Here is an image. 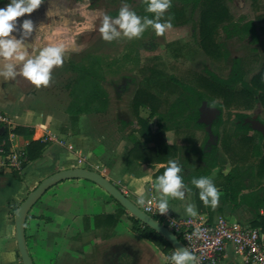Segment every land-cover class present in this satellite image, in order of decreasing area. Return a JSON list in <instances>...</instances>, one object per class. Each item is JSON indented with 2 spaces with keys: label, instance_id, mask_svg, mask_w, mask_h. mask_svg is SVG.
Segmentation results:
<instances>
[{
  "label": "crops",
  "instance_id": "crops-1",
  "mask_svg": "<svg viewBox=\"0 0 264 264\" xmlns=\"http://www.w3.org/2000/svg\"><path fill=\"white\" fill-rule=\"evenodd\" d=\"M4 6L6 5L0 1V7ZM61 9L59 1L47 0L31 14L17 18L15 35L22 40L23 50L28 53L26 59L36 58L44 47L61 40L67 45L63 54L77 50L76 32L64 28L60 23L61 18H55ZM24 19H31L34 24L33 31L27 35H24L19 24ZM23 64L24 61L0 57V111L10 116L14 128L29 129L27 133L16 134L15 144L26 150L32 141L49 140L50 144L42 158L28 161L21 171H14L0 163V264H22L15 239L16 210L30 192L52 174L72 168L99 172L142 208L149 199L156 198L159 202L160 195L154 185L156 178L168 167V160L163 161L164 163H146L130 157L128 152L133 147L130 134L134 127L121 129L119 139L111 142L104 134L95 135L86 123L84 129V120L80 117L89 116L88 113L80 115L79 122L71 120L69 126H52L51 117L46 118L37 95H33V83L22 75ZM8 65L12 66L16 75L2 74ZM155 119L157 116L150 120L153 133L162 127L158 123L154 128ZM205 127L209 136L207 126ZM173 132L175 130L170 129L165 134L169 146L175 144ZM133 136L139 139L143 148L154 146L153 143L145 142L139 133H134ZM212 142L209 136L208 144L213 145ZM187 147H178L173 159L182 169L180 175L185 185L182 189L184 197L168 196V210L180 218L200 216L209 223L225 219L241 226L255 227V209L248 203L240 205L230 202L221 189L224 177L230 171L222 169V173H219L220 167H217L218 171L215 169L210 174L208 178L217 186L220 198L215 208L204 204L199 197L200 190L192 184L196 177L191 175L205 164L197 150H194L196 153L193 154L198 155V163L194 168L189 166L185 152L190 148ZM154 158L152 155V159ZM245 193L248 194V191ZM141 197L144 198V203H140ZM189 204L194 206L197 213L195 216L187 212ZM259 213L264 217V207L259 209ZM112 215L117 217L115 222L108 217ZM257 228L262 230L261 227ZM26 236L33 260L30 241L34 237L44 252H52L54 261L60 264H156V254L150 248L152 244L157 245L135 233L129 214L122 211L105 190L88 180H65L51 188L30 211ZM65 253H69L68 258ZM165 259L166 264H170L166 254ZM221 264H245V260L235 255L230 248Z\"/></svg>",
  "mask_w": 264,
  "mask_h": 264
},
{
  "label": "rangeland",
  "instance_id": "rangeland-1",
  "mask_svg": "<svg viewBox=\"0 0 264 264\" xmlns=\"http://www.w3.org/2000/svg\"><path fill=\"white\" fill-rule=\"evenodd\" d=\"M2 1L4 5L8 3V0ZM57 1L62 4L63 9L55 18H61L60 23L64 28L76 32L78 47L77 50L73 49L63 54V63L53 67L47 85L39 87L31 85L33 95H37L46 118L51 117L52 126L57 128L72 123L71 106L75 100L74 93L78 92V89L75 91V79L80 74H91L93 80L99 82L101 91L103 90L109 97L108 107L104 112L91 113L80 119L83 118L84 125L86 123L89 128L91 127L90 130L95 135L104 134L111 142H115L122 134L121 129L135 127L136 111L133 108V99L150 69L156 68L163 75L166 89L158 87L156 96L163 99L162 109L166 110L179 96L176 90L167 87V81L171 77L190 82L192 73L207 76L209 72H213L222 78H228L234 60L240 58L247 71L246 79L249 81L264 63V33L261 31L264 26V22L261 21V17L264 16V0H225L234 26L238 28L245 24H253V27L247 33L237 29L228 33L220 27L216 34V42L221 46L223 57L210 56L201 44L200 10L197 0H171V5L161 20L170 18L172 27L161 35H157L156 31L148 26L139 37L129 38L124 36L118 25H115L119 35L114 36L112 40L104 39L101 32L104 15L115 18L119 10L127 6L141 17H154V13L146 11L148 0ZM93 64L95 68L92 69ZM209 101L205 102L208 108L213 107L212 104L222 103L219 97ZM137 112L142 118L148 119L151 111L148 106H142ZM241 112L249 114L252 119L264 121V110L260 105L252 109L224 107L221 112L223 122L219 128V135L214 133L213 145L208 144L209 136L205 129L193 128L188 132L186 130L173 132L177 150L181 145L190 148L189 151L186 150L188 153L185 152L189 166L194 168L198 163V155L193 154L194 150H197L200 156L201 148L217 146L218 159L225 172L234 170L236 166L245 169L243 164L237 163L229 156L221 144V139L225 135L235 139L236 114ZM156 116L155 129V124L159 123L161 126V120L158 115ZM77 120L79 122V117ZM249 134L257 136L254 132ZM188 138L192 140L189 141ZM30 245L36 264H60L54 261L52 252L48 254L44 252L34 237ZM151 246L153 248H150L151 252L156 254L155 263L166 264L165 252L158 246L153 244ZM65 257L68 258L69 253H65Z\"/></svg>",
  "mask_w": 264,
  "mask_h": 264
},
{
  "label": "trees",
  "instance_id": "trees-1",
  "mask_svg": "<svg viewBox=\"0 0 264 264\" xmlns=\"http://www.w3.org/2000/svg\"><path fill=\"white\" fill-rule=\"evenodd\" d=\"M0 1L3 3L2 0ZM197 4L200 10L199 31L201 44L210 56L223 57L221 46L216 42V34L220 27L228 33L236 29L247 33L253 27V24H245L238 28L234 26L225 0H197ZM261 18L262 20L260 18L259 20L264 22V16ZM261 31L264 33V26ZM91 67L92 69L95 68L94 64ZM246 73L242 59L237 58L233 62L228 78H222L213 72H209L207 76L192 73L190 82L171 77L167 81V87L176 90L179 96L165 110L162 109L163 99L161 100L156 96L158 87L161 89L165 87L166 89L163 75L156 68L150 69L133 99L136 122L130 134L133 143V147L128 152L130 157L136 160L140 159V161L146 163H164L163 161L173 160L176 157L177 148L175 144L169 146L166 143V132L170 129L175 130L176 133L180 130L188 132L193 128L205 129V125L198 122L201 114L200 108L204 102L214 97H219L222 100V103L212 104L221 112L224 107L229 109H252L257 105H260L264 110V63L249 81L246 79ZM75 80V91L78 89V92L74 93L75 100L71 106L73 120H76L82 114L104 112L108 107L109 97L107 93L101 91L99 82L96 83L91 74L87 73L80 74ZM142 106H148L151 111L148 119L142 118L137 112ZM156 115L159 116L162 127L153 133L150 128V120ZM247 118H251V116L244 112L237 113L235 139H231L228 135L221 139L223 149L237 163H241L245 167V169H241L236 166L234 170L230 171L224 177L225 181L221 189L230 202L240 203V205L248 203L255 209L253 225L255 228L261 227L264 232V217L259 213V209L264 207V136L254 131L250 125L245 124ZM222 122L223 115L218 118L213 127V132L217 135H219ZM262 122L264 123L263 120ZM28 130L25 127H17L15 132L22 134L27 133ZM249 132H254L257 136H250ZM134 133H139L145 142L153 143L154 146L143 148L139 139L133 136ZM188 140L191 141L192 138H188ZM49 144V141H32L27 148L29 161L42 158ZM152 155L155 157L154 159H152ZM200 159L205 164L204 167L195 171L191 176L196 178L209 177L217 167H220L219 173H222V164L218 159L217 146L201 148ZM246 191H248V194L245 193ZM111 198L114 200L113 197ZM117 204L122 211L128 213L118 202ZM108 217L113 222L117 220L116 215ZM129 219L132 230L159 246L168 259L176 251L166 239L144 225L140 220L130 214ZM169 260L171 264V259Z\"/></svg>",
  "mask_w": 264,
  "mask_h": 264
},
{
  "label": "clouds",
  "instance_id": "clouds-1",
  "mask_svg": "<svg viewBox=\"0 0 264 264\" xmlns=\"http://www.w3.org/2000/svg\"><path fill=\"white\" fill-rule=\"evenodd\" d=\"M44 0H8L4 7H0V57L14 59L16 61H24L22 75L37 87L47 85L50 81L51 71L53 67L63 63V53L66 43L61 40L57 43H50L44 47L36 58H27L28 53L23 50L22 40L15 35L17 29V18L23 17L25 14H31L38 9ZM171 0H148L146 11L154 13V17H141L127 6L119 10L118 16L112 18L104 15L101 32L103 38L112 40L114 36L119 35L115 25L123 30L126 37H139L144 30L151 26L157 35H161L168 28L172 27L171 19L161 20L165 11L170 7ZM23 29L24 35L31 33L34 24L31 19H24L19 23ZM5 76H14L12 66H6V70L2 73ZM181 166L175 160L168 161V167L165 168L163 174L156 178L154 187L157 189L160 199L158 202L159 211L165 213L168 208V196L184 197V182L182 179ZM192 184L199 191V197L205 205H211L215 208L219 203L220 191L213 181L201 176L194 178ZM140 203H144V198H140ZM187 212L195 216L196 210L193 205L189 204L186 208ZM174 264H188L194 261L195 257L187 250L175 251L170 257Z\"/></svg>",
  "mask_w": 264,
  "mask_h": 264
},
{
  "label": "built area",
  "instance_id": "built-area-1",
  "mask_svg": "<svg viewBox=\"0 0 264 264\" xmlns=\"http://www.w3.org/2000/svg\"><path fill=\"white\" fill-rule=\"evenodd\" d=\"M15 129L10 116L0 111V163L21 171L29 157L26 149L14 143ZM142 210L178 236L197 264H221L230 248L245 264H264V232L259 228L225 219L209 223L200 216L180 218L169 210L161 214L156 198L147 200Z\"/></svg>",
  "mask_w": 264,
  "mask_h": 264
},
{
  "label": "water",
  "instance_id": "water-1",
  "mask_svg": "<svg viewBox=\"0 0 264 264\" xmlns=\"http://www.w3.org/2000/svg\"><path fill=\"white\" fill-rule=\"evenodd\" d=\"M199 123L205 124L208 129L210 141L215 137L212 131L213 123L221 116V110L217 107L208 108L204 102L200 108ZM245 124L259 132L264 136V123L257 119L247 118ZM216 139H218L216 137ZM216 144V142H215ZM71 179H83L91 181L105 190L111 197L114 198L130 215L140 220L144 225L160 234L176 251H184L188 249L185 244L172 231L165 227L161 222L145 213L142 208L136 205L129 197H127L114 183L99 172L85 169L72 168L62 170L52 174L42 180L39 185L27 196L20 204L15 214V239L17 242L18 251L21 257L22 264H35L28 248L26 238V223L32 208L41 200V198L55 185ZM188 264H197L194 261H189Z\"/></svg>",
  "mask_w": 264,
  "mask_h": 264
},
{
  "label": "flooded vegetation",
  "instance_id": "flooded-vegetation-1",
  "mask_svg": "<svg viewBox=\"0 0 264 264\" xmlns=\"http://www.w3.org/2000/svg\"><path fill=\"white\" fill-rule=\"evenodd\" d=\"M250 119H252V118H250ZM257 120H259V119H257ZM259 121H261V120H259ZM262 122V121H261ZM263 123V122H262Z\"/></svg>",
  "mask_w": 264,
  "mask_h": 264
}]
</instances>
